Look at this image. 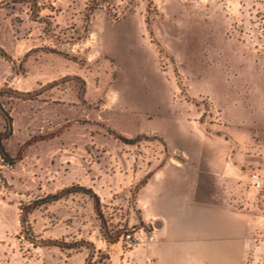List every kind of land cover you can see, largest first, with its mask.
<instances>
[{
    "label": "rangeland",
    "instance_id": "obj_1",
    "mask_svg": "<svg viewBox=\"0 0 264 264\" xmlns=\"http://www.w3.org/2000/svg\"><path fill=\"white\" fill-rule=\"evenodd\" d=\"M230 66L255 69L222 105L249 113L229 121L263 181L244 264H264V0H0V264H131L141 186L170 157L154 128L167 111L226 126L189 86Z\"/></svg>",
    "mask_w": 264,
    "mask_h": 264
},
{
    "label": "crops",
    "instance_id": "obj_2",
    "mask_svg": "<svg viewBox=\"0 0 264 264\" xmlns=\"http://www.w3.org/2000/svg\"><path fill=\"white\" fill-rule=\"evenodd\" d=\"M222 75V66L211 67ZM212 69V70H213ZM229 78L195 75L191 92L209 93L221 105L226 126L195 130L189 114L167 111L154 131L170 157L146 177L140 190L142 219L150 228L135 243L131 264H244L250 228L249 118L225 103L247 97L253 66H230ZM211 70V71H212ZM193 118V117H192Z\"/></svg>",
    "mask_w": 264,
    "mask_h": 264
},
{
    "label": "built area",
    "instance_id": "obj_3",
    "mask_svg": "<svg viewBox=\"0 0 264 264\" xmlns=\"http://www.w3.org/2000/svg\"><path fill=\"white\" fill-rule=\"evenodd\" d=\"M5 165H8V162H5ZM262 184H263V181L261 179V176L257 173H253L251 175V188L259 189L262 186ZM149 232H150L149 226L147 224H144V226L142 227H139L135 230L127 232L125 235V240L129 244L145 242Z\"/></svg>",
    "mask_w": 264,
    "mask_h": 264
},
{
    "label": "trees",
    "instance_id": "obj_4",
    "mask_svg": "<svg viewBox=\"0 0 264 264\" xmlns=\"http://www.w3.org/2000/svg\"><path fill=\"white\" fill-rule=\"evenodd\" d=\"M2 91L3 90L0 89V92H2ZM15 93L16 94H19L17 92H15ZM0 112L3 114V116H4L5 120H6V123H7L6 124V132H5L6 134H4V135L10 134V132H11V119L8 116V114L2 109L1 105H0ZM137 138H138V136H136L134 138H131V139L124 138V137L120 136V139L124 140L127 143H134V142L137 141ZM0 152L3 154L4 157H6V154H5V152H4V150H3L2 146H1V142H0ZM52 197L53 198H57L58 197V194L53 195Z\"/></svg>",
    "mask_w": 264,
    "mask_h": 264
}]
</instances>
